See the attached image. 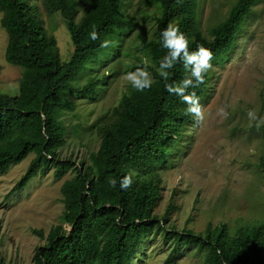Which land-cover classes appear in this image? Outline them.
Returning a JSON list of instances; mask_svg holds the SVG:
<instances>
[{
    "label": "trees",
    "instance_id": "trees-1",
    "mask_svg": "<svg viewBox=\"0 0 264 264\" xmlns=\"http://www.w3.org/2000/svg\"><path fill=\"white\" fill-rule=\"evenodd\" d=\"M154 1L158 14L143 46L153 85L143 92L128 85L118 103L94 122L96 151L75 164L58 156L68 134L77 136L82 127L70 125L66 116L78 102L94 100L113 75L101 76L99 71L111 54L113 59L121 54V36L133 29L134 23L126 18L129 0H0L6 61L22 69L17 96L0 90V175L30 155L33 159L13 192L52 166L57 179L72 172L60 188V223L47 234L33 230L44 244L35 249L30 264H132L146 243L159 237L170 246L163 264H176L185 250L201 264H264V208L263 218L252 225L208 223L199 234L169 225L173 204L160 218L155 214L161 199L160 173L180 152L185 132L194 123L187 104L169 95L158 75L159 61L167 53L159 44L160 32L179 25L189 37L190 51L201 45L212 51L213 64L223 63L259 0H235L207 35L200 27L204 0ZM39 12L47 17L59 12L63 17L73 47L67 61L60 60L57 40L43 27V19L39 21ZM93 30L99 36L96 41L89 38ZM104 40L112 42L109 48L100 46ZM187 75L177 63L167 82L179 84ZM209 75L205 84L189 89L200 103L209 90ZM257 168L264 176V156ZM130 172L135 173L133 185L120 190L119 179ZM112 179L118 182L115 189L109 184ZM0 264H6L1 256Z\"/></svg>",
    "mask_w": 264,
    "mask_h": 264
},
{
    "label": "rangeland",
    "instance_id": "rangeland-1",
    "mask_svg": "<svg viewBox=\"0 0 264 264\" xmlns=\"http://www.w3.org/2000/svg\"><path fill=\"white\" fill-rule=\"evenodd\" d=\"M234 2L204 0L200 27L205 35L227 16ZM156 6L154 0H129L126 18L134 23L133 29L121 36V54L115 59L111 54L99 71L101 76L114 72L105 89L94 100L78 102L66 116L70 125L82 127L79 135L68 134L58 152L60 160L78 164L96 151L99 136L94 122L127 90L126 74L144 64L150 72L143 46L154 30ZM253 11L229 58L213 64L209 72V90L200 103L205 119L188 127L180 152L160 173L161 199L155 214L160 218L173 204L168 219L177 230L187 228L199 234L208 223L237 228L263 218L264 176L257 163L264 156V0ZM38 19L56 38L60 60L67 61L73 47L61 14L47 17L39 12ZM6 46L7 36L0 26V90L13 97L19 93L22 69L6 61ZM220 109L223 116L218 114ZM249 111L255 112L256 119H249ZM32 159L30 155L0 175V256L6 264L31 263L35 249L44 244L33 230L47 234L60 223V188L72 176L68 171L57 179L52 166L13 192ZM169 247L160 237L147 242L132 264H163ZM176 264H201V260L185 250Z\"/></svg>",
    "mask_w": 264,
    "mask_h": 264
},
{
    "label": "clouds",
    "instance_id": "clouds-1",
    "mask_svg": "<svg viewBox=\"0 0 264 264\" xmlns=\"http://www.w3.org/2000/svg\"><path fill=\"white\" fill-rule=\"evenodd\" d=\"M92 41L99 39L96 30L89 34ZM111 41L104 40L101 43L102 48H109ZM189 37L181 32L179 25L170 24L160 32L159 44L167 50L165 56L159 61L157 68L158 75L165 81V91L169 95L179 97L182 102L187 104L186 113L191 115L194 121L199 124L205 119V114L200 104V99L195 91L189 89L199 88L205 84L206 77L213 68V53L210 49L201 45L196 47L195 51L189 50ZM177 63H182L185 72L188 74L179 84L168 83L170 70ZM126 79L130 82L131 88L137 92H143L150 89L153 85L154 78L148 71V65L138 66L134 71L126 74ZM219 115L223 116L224 110H219ZM249 119H256L254 111L248 112ZM135 181V173L130 172L119 179V189H129ZM117 180L112 179L109 184L112 188H117Z\"/></svg>",
    "mask_w": 264,
    "mask_h": 264
}]
</instances>
